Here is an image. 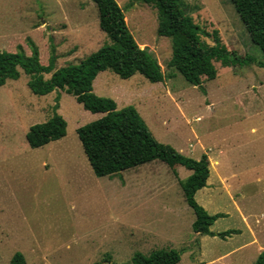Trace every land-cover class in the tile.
<instances>
[{"label":"rangeland","instance_id":"374dc122","mask_svg":"<svg viewBox=\"0 0 264 264\" xmlns=\"http://www.w3.org/2000/svg\"><path fill=\"white\" fill-rule=\"evenodd\" d=\"M116 1L166 79L105 70L93 92L118 109L135 107L158 142L197 160L207 154L210 177L196 200L209 214H224L213 232H237L192 230L195 214L180 186L192 172L184 167L155 160L97 177L77 129L103 114L62 90L34 95L22 73L0 87V264L17 252L26 264H132L135 253L161 249L180 251L177 264H254L264 252V53L230 0H183L196 32L168 37L157 34L155 7ZM28 40L45 66L55 48V70L109 43L92 0H0V51L21 45L30 55ZM56 104L65 137L30 147L27 131Z\"/></svg>","mask_w":264,"mask_h":264},{"label":"trees","instance_id":"16d2710c","mask_svg":"<svg viewBox=\"0 0 264 264\" xmlns=\"http://www.w3.org/2000/svg\"><path fill=\"white\" fill-rule=\"evenodd\" d=\"M98 9L99 27L109 43L76 64H68L55 70L57 56L51 48L48 65H42L40 51L28 40L31 54L22 46L16 52L0 51V87L8 80H18L21 74L29 77L28 87L34 95L45 96L62 90L75 97L83 108L103 116L77 129V135L89 164L97 177L116 176L123 171L158 160L169 167L181 166L192 173L180 182L187 205L194 211L192 230L200 235L225 238L235 230L215 233L211 230L216 220L224 214H209L196 200L199 190L207 186L210 177V162L207 154L199 160L178 152L171 145L158 142L145 121L133 106L117 108L111 98L100 97L93 92L97 75L110 70L122 79L141 74L152 83L163 82V72L157 58L146 48H140L125 20L124 9L116 0H92ZM239 15L251 41L264 53V0H230ZM140 2L152 5L158 14V36H171L183 30L194 35L197 26L186 14L183 0H131L129 6ZM252 61V58H248ZM264 67V62H259ZM51 73L46 79L45 74ZM42 123L32 125L26 133L30 147L39 148L65 137L67 122L57 110ZM181 252L176 249H161L145 256L135 253L132 264H177ZM9 264H26L22 253L17 252ZM254 264H264L261 252Z\"/></svg>","mask_w":264,"mask_h":264}]
</instances>
